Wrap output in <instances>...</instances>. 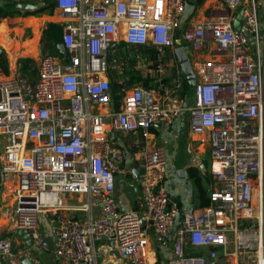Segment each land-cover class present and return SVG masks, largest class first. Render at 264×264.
Listing matches in <instances>:
<instances>
[{"label": "built area", "instance_id": "1", "mask_svg": "<svg viewBox=\"0 0 264 264\" xmlns=\"http://www.w3.org/2000/svg\"><path fill=\"white\" fill-rule=\"evenodd\" d=\"M53 1L68 60L44 49L29 67L35 79L0 69V187H12L18 224L0 236V264H43L48 252L57 264H157V250L170 254L167 264H264V33L254 0L240 30L229 16L183 28L187 0ZM179 41L197 81L190 105ZM132 57L151 85L126 90ZM184 114L191 136L209 144V205L187 213L171 200L167 157L156 150L140 165V211L121 210L127 157L113 134L148 139ZM40 213L53 216L49 237Z\"/></svg>", "mask_w": 264, "mask_h": 264}, {"label": "crops", "instance_id": "2", "mask_svg": "<svg viewBox=\"0 0 264 264\" xmlns=\"http://www.w3.org/2000/svg\"><path fill=\"white\" fill-rule=\"evenodd\" d=\"M49 1L50 0H29V3L37 6L34 9H29L23 7L24 4H28V0H0V7L11 3L12 8L15 11H18V14L14 15L15 17H13V19H21L26 21L28 18H36L41 20V24L37 28V32L39 31L38 33L40 35L37 44L31 43L34 39L32 27L27 26L28 29L31 30V37H27L24 33L22 39H17L12 34L8 40L7 35L11 30H21L23 26L18 28H10L8 25H5L7 21L11 20L10 17L4 18L6 20L0 24V51H3V55L8 59L9 73H13L16 70H21L23 73L28 74L30 73L29 67L31 64H39L45 48L43 45L45 43L42 41L44 37V31L48 24L52 23V19L57 16V13H54L53 15H49L45 12L42 13V11L49 5ZM250 1L251 0H241L240 7L232 8L228 4L227 0H206L202 7L196 8L193 17L188 20V22L184 23L183 20L182 27L184 28L185 26L183 25H189L192 23L201 25L208 20L218 19L221 16H229L234 23L242 11V8ZM254 2L256 3L258 9L259 20L262 25V32L264 33V0H254ZM243 24L244 16L241 19V25ZM14 41L18 44H21L20 49L17 48ZM42 45L43 48H41ZM183 46L187 47L188 44L183 42ZM261 55L264 62V42L262 43ZM23 59L32 60V62L28 65V68L22 67L20 62ZM131 136L133 137L131 138ZM150 136L151 143H155L156 139L158 138L160 146H164L167 149V171L164 186L171 200L174 201L183 212L187 213L199 211L207 207L209 205V195L216 187V182L212 175V162L209 144H201L199 141H197L196 137L194 138L191 136L189 132V120L187 116L185 114L182 115L170 127L152 128L149 131L148 138ZM113 137L124 149L127 157L126 163L130 162V164H133V160L138 161L143 157V143L139 146L136 145V142L140 140L138 138L139 134H113ZM177 143L184 148L185 153L183 155L177 153ZM184 155L187 156L184 157ZM134 167H132V173L134 171ZM140 169L141 168L139 166L137 170ZM132 175L134 178L133 183H127V185L121 190H116L117 202L120 206V209L123 211H140L141 209V197L139 194L138 185L139 178L143 174L140 175L139 178H137L134 173ZM78 199V196H74V198L70 197L69 204H76ZM42 216L44 217L45 215L40 216V224L44 234L49 237V231L52 225L51 220L53 219V216L51 214L49 215V218H43ZM9 225L11 227L14 225L13 220L9 221ZM8 227L9 226H7L6 230H4L6 232H0V236L11 234L10 232L12 231V228L9 229ZM155 249L157 250L156 246ZM157 252L159 254L158 256H160V264H167L170 254L163 250H157ZM41 259L43 264H57L54 260L52 252L42 254Z\"/></svg>", "mask_w": 264, "mask_h": 264}, {"label": "rangeland", "instance_id": "3", "mask_svg": "<svg viewBox=\"0 0 264 264\" xmlns=\"http://www.w3.org/2000/svg\"><path fill=\"white\" fill-rule=\"evenodd\" d=\"M11 10H14L13 8H11ZM56 13V10L55 12ZM15 17V16H13ZM13 17H10L11 20L10 21H7V23L5 25H8L10 28L11 27H21L23 26V28L25 29H21V30H16V31H13L11 30L8 35H7V39L9 40L10 36L13 34L15 38H20L22 39V37L24 36V33L26 34L27 37H31V30L28 29V27H32L33 28V32H34V39H33V42H31L32 44L33 43H36L38 42V39H39V31L37 32V28L38 26L41 24V20L39 19H36V18H28L26 19V21L24 20H21V19H13ZM6 17H2L0 18V22L2 19H4ZM8 18V17H7ZM9 18V19H10ZM60 22L61 19H56V17H54V19H52V23H57V22ZM11 24V25H10ZM58 25V24H57ZM28 26V27H27ZM37 32V33H36ZM7 41V40H6ZM15 42V41H14ZM16 46L18 49L21 48V44H18L16 43ZM14 44V45H15ZM13 45V43H12ZM44 45V44H43ZM43 45L41 46V48H43ZM10 47V46H9ZM45 49V48H44ZM43 50V49H42ZM151 57H153V54H149ZM143 56H146L143 54ZM142 69V64L139 63L137 60H133V57H132V60L129 61V64L127 66V68H125L124 70V78H125V84H126V90L130 89L131 87H133L135 84H138L140 83L139 81H137L136 79H134L133 81H131V78L132 77H135L137 78V76L141 75V70ZM134 72V73H132ZM29 76L32 78V79H35L36 77V70H30V73H28ZM129 74V75H128ZM128 75V76H127ZM141 78H143L144 80H149V84L148 85H151L152 83V80L148 77V78H144L143 76H140ZM132 82V84L130 83V81ZM113 82H116V79L115 77H113L112 79V83ZM117 83V82H116ZM142 83V82H141ZM121 94H123V92L121 91ZM113 96H114V101L116 102V105H118L117 101V95L114 94L113 92ZM119 96V94H118ZM149 136V135H148ZM133 136H131L132 138ZM141 141V144L143 143V148H144V155L143 157L136 161V160H133V164H130V162H127L125 167H124V171L125 173L118 176L117 178V183H116V188H117V191L121 190L122 188H124L127 183H133L134 182V178H133V173H132V167H134V170H137V168L143 163L144 161V156H145V153H151V152H154L156 150H161L165 153L166 157H167V149L164 147V146H160L159 144V139L157 138L156 139V142H152L151 143V136L147 139L143 134L142 132L139 133V137H138ZM178 144V143H177ZM177 153L178 154H181L183 155L185 153V150L184 148L178 144L177 146ZM187 155H184V157H186ZM10 188H8V190H5V188H1L0 187V232H6L4 230H6V227L9 226L8 228H13L15 227L16 225H18L17 223H15V225H13L12 227L9 225V221L12 220L11 218V212L13 210V208L15 207V197H14V193H11V186L9 185ZM259 200V192L257 193L256 192V202H258ZM41 215H45L43 218H49V215L50 214H46V213H40L39 214V217H38V220H39V223H40V216ZM4 224V225H3ZM17 227V226H16ZM159 260H160V256H159Z\"/></svg>", "mask_w": 264, "mask_h": 264}, {"label": "trees", "instance_id": "4", "mask_svg": "<svg viewBox=\"0 0 264 264\" xmlns=\"http://www.w3.org/2000/svg\"><path fill=\"white\" fill-rule=\"evenodd\" d=\"M205 1L206 0H187V2L194 4L196 6V8L202 7L204 5ZM11 8H12L11 3H8V4L0 7V18H2V17H13L14 15L18 14V11L11 10ZM55 8H56V6H55L54 1L50 0L49 5L42 11V13L45 12V13H48L49 15H53L55 12ZM5 20L6 19H2L0 24L3 23ZM186 25L187 24H185L183 26L186 27ZM178 39H181L180 33L178 35ZM42 41L45 43L44 44L45 49L50 50L54 55L61 58L63 61L68 60L69 54H68V51L66 50V48L63 44V41H62V27L60 25H57L54 23L48 24L47 28L44 31V37H43ZM31 62H32L31 59H23V60H21L20 63L22 64L23 68H28V65ZM0 69L4 70V72H6V73H9L8 59L1 53H0ZM132 73H134V72H132ZM140 76L138 75L137 78L132 77L131 81L136 79L137 81L143 82L145 85H148L149 80H147V79L144 80ZM131 81H130V83L132 84ZM112 88H113L114 94L117 95L116 97L119 100V98L121 97V96H118V93L120 92V86L116 82H113ZM184 90H185L186 94H188V95L191 94V90H190L187 82H185ZM157 264H160V260L158 261Z\"/></svg>", "mask_w": 264, "mask_h": 264}, {"label": "water", "instance_id": "5", "mask_svg": "<svg viewBox=\"0 0 264 264\" xmlns=\"http://www.w3.org/2000/svg\"><path fill=\"white\" fill-rule=\"evenodd\" d=\"M23 7L29 8V9H34L37 6L32 5L31 3H29V0H28V4H24ZM195 11H196V6L190 2H187L185 12H184V16L182 18V23H183V20H184V23L188 22V20H190L193 17ZM242 18H243V11L240 12L239 16L237 17V19L233 23L234 27L239 29V30L241 29V19ZM177 44H178V49L176 51V56H177L178 62L180 64V68L182 70V73L184 74L185 80L188 83L190 90L192 91L196 88L197 81H196L194 72L192 70L191 64L188 60L186 48L183 46L182 41H179ZM0 53L4 54L3 51H0ZM191 102H192L191 96H189L188 97V104L190 105ZM133 173L136 175L137 178H139L140 175L144 174V169L141 168L140 170H134ZM180 217L181 216L179 215L176 218L173 233H175V231L177 229V226H178L179 221H180ZM14 225H15V223H14ZM16 226L13 228H16ZM18 235L27 242L28 247H31L32 242L30 239V234L28 233L27 230L20 228L18 230ZM24 264H31V263H30V261H25Z\"/></svg>", "mask_w": 264, "mask_h": 264}, {"label": "bare ground", "instance_id": "6", "mask_svg": "<svg viewBox=\"0 0 264 264\" xmlns=\"http://www.w3.org/2000/svg\"><path fill=\"white\" fill-rule=\"evenodd\" d=\"M14 60V59H13ZM12 61V60H11ZM45 199L43 198V201H44ZM4 225V224H3Z\"/></svg>", "mask_w": 264, "mask_h": 264}]
</instances>
